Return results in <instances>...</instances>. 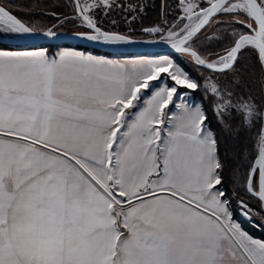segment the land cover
<instances>
[{
	"label": "snow or ice",
	"instance_id": "6c2138e0",
	"mask_svg": "<svg viewBox=\"0 0 264 264\" xmlns=\"http://www.w3.org/2000/svg\"><path fill=\"white\" fill-rule=\"evenodd\" d=\"M63 7L0 0V264H264V0Z\"/></svg>",
	"mask_w": 264,
	"mask_h": 264
},
{
	"label": "trees",
	"instance_id": "16d2710c",
	"mask_svg": "<svg viewBox=\"0 0 264 264\" xmlns=\"http://www.w3.org/2000/svg\"><path fill=\"white\" fill-rule=\"evenodd\" d=\"M23 3L31 6L33 4H39V8L37 9V14L35 15L36 19H45V20H50V17L48 16H44L41 17L39 15L40 11H45V12H52V11H57V12H63L65 11V8L63 7V5L65 4V0H22ZM148 2L151 4L153 2V0H148ZM169 2H171V0H169ZM161 3V0H155V4L156 7L154 8H149L148 9V18L144 21L145 24L151 23L153 20H155L159 14V5ZM22 14V13H20ZM117 19H119V17H116ZM121 27H123V25H121ZM68 30H72V25H66L65 26V31ZM7 44L11 45L12 42L8 41L6 42ZM80 49H85V50H89L97 55H103V56H108V57H122V50H113V49H109L107 47H102V46H98V47H94V48H84V47H77ZM218 51L219 48L215 45H213L211 48H209V51ZM190 67V66H189ZM249 80H255L257 81L256 83H252L251 84V91L252 94L255 95L258 99L259 102H264V100H261L262 95H264V93L261 92L260 90V86L258 83V76L252 77V76H246V82H248ZM245 92H248L249 89L248 88H244ZM202 95V94H201ZM234 119V123L232 125L233 129H236L239 127L240 125V117L234 115L233 116ZM213 127L216 128L217 132L220 134L221 136V146L222 149L224 147H228L229 149L231 147H233L236 143L235 141V136L230 135L228 132L226 131H222L221 127L216 123L215 120H213ZM257 127H259V125H257ZM255 133V130H253L252 132H245L240 136V145L241 147H243L244 145L248 144L250 142V137L253 136ZM232 153L229 152V156L231 157ZM226 176L228 178H231V173L230 172H226ZM230 188L232 187V185H228ZM236 215L239 216V218L247 223V226H245L249 232L259 238H264V231H259L255 228H250V226H248V222H246L244 219H242L239 215V211L237 210Z\"/></svg>",
	"mask_w": 264,
	"mask_h": 264
},
{
	"label": "water",
	"instance_id": "95a60500",
	"mask_svg": "<svg viewBox=\"0 0 264 264\" xmlns=\"http://www.w3.org/2000/svg\"><path fill=\"white\" fill-rule=\"evenodd\" d=\"M71 44L76 45L77 47H84V48H94L98 47L95 45H90L87 43H83L80 41H71ZM124 52L128 53L130 56H143L149 54H167L170 50L164 46H153L148 44H136V45H126L123 49ZM240 215V213H239ZM242 219L247 220L245 217L240 215Z\"/></svg>",
	"mask_w": 264,
	"mask_h": 264
},
{
	"label": "rangeland",
	"instance_id": "374dc122",
	"mask_svg": "<svg viewBox=\"0 0 264 264\" xmlns=\"http://www.w3.org/2000/svg\"><path fill=\"white\" fill-rule=\"evenodd\" d=\"M107 48H109V49H113V50H119V51H121L122 50V52H120V53H122V56H130L128 53H126V52H124L123 51V49H124V46H118V47H107ZM133 58H136V57H138V56H132ZM131 57V58H132ZM236 219L243 225V227L247 230V231H249L245 226H247V223H245V222H243L240 218H239V216H237L236 215ZM257 219H260V217L258 216L257 217ZM246 221V220H245ZM246 222H248V221H246ZM248 226H250V228H252V227H256V229L257 230H259V231H264V229H261L260 227H257V226H255V221H253L252 223H249L248 222ZM250 233V232H249ZM251 234V233H250Z\"/></svg>",
	"mask_w": 264,
	"mask_h": 264
},
{
	"label": "crops",
	"instance_id": "0c3cea01",
	"mask_svg": "<svg viewBox=\"0 0 264 264\" xmlns=\"http://www.w3.org/2000/svg\"><path fill=\"white\" fill-rule=\"evenodd\" d=\"M79 50H81V51H85V49H80V48H78ZM87 52H89V53H91V54H93V55H97V54H95V53H93V52H91V51H89V50H86ZM97 56H103V55H97ZM103 57H107V58H111V59H121V60H124V59H133V57L132 56H122V57H108V56H103ZM132 57V58H131ZM252 235V234H251ZM254 236V235H253ZM255 238H259V237H256V236H254Z\"/></svg>",
	"mask_w": 264,
	"mask_h": 264
},
{
	"label": "flooded vegetation",
	"instance_id": "af4514ba",
	"mask_svg": "<svg viewBox=\"0 0 264 264\" xmlns=\"http://www.w3.org/2000/svg\"><path fill=\"white\" fill-rule=\"evenodd\" d=\"M245 220V219H244ZM246 221H248V220H246ZM253 228H255L256 229V227H253ZM263 231V230H262Z\"/></svg>",
	"mask_w": 264,
	"mask_h": 264
}]
</instances>
